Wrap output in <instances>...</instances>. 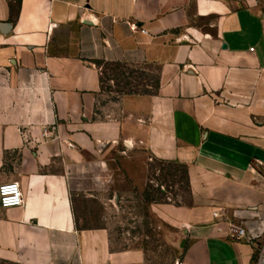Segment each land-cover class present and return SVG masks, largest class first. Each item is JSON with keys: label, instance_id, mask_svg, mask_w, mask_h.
Here are the masks:
<instances>
[{"label": "crops", "instance_id": "obj_1", "mask_svg": "<svg viewBox=\"0 0 264 264\" xmlns=\"http://www.w3.org/2000/svg\"><path fill=\"white\" fill-rule=\"evenodd\" d=\"M10 5L0 0V183L18 181L24 202L0 207L1 263L147 264L106 224L79 225L72 196L97 199L117 178L144 188L153 160L185 170L181 200L148 205L178 262L264 254V0ZM106 64L147 70L156 87L112 97Z\"/></svg>", "mask_w": 264, "mask_h": 264}, {"label": "rangeland", "instance_id": "obj_2", "mask_svg": "<svg viewBox=\"0 0 264 264\" xmlns=\"http://www.w3.org/2000/svg\"><path fill=\"white\" fill-rule=\"evenodd\" d=\"M10 1L15 9L17 0ZM103 80L104 89L111 91L112 97L128 90L148 89L155 84V77L149 71L120 64H106ZM148 176L144 188L136 186L131 179H112L109 189L100 188V195L95 188V196L101 200L72 196L76 220L79 225L88 227L106 224L116 247L140 246L145 251L147 264H179L176 235L167 236L148 205L154 200H181L186 189L185 170L176 164L153 160L149 162Z\"/></svg>", "mask_w": 264, "mask_h": 264}, {"label": "built area", "instance_id": "obj_3", "mask_svg": "<svg viewBox=\"0 0 264 264\" xmlns=\"http://www.w3.org/2000/svg\"><path fill=\"white\" fill-rule=\"evenodd\" d=\"M23 202V193L18 181L11 180L0 183V207H19L23 205ZM235 233L236 238H242L244 229L236 227ZM258 251L259 252L256 253L252 264H264V254L260 249H258ZM179 264H181V262H179Z\"/></svg>", "mask_w": 264, "mask_h": 264}, {"label": "trees", "instance_id": "obj_4", "mask_svg": "<svg viewBox=\"0 0 264 264\" xmlns=\"http://www.w3.org/2000/svg\"><path fill=\"white\" fill-rule=\"evenodd\" d=\"M10 8H12L13 9V6L12 5H10ZM154 88L156 87V82H155V84H154V86H153ZM145 90V89H144ZM131 91H133V90H128V91H125V92H131Z\"/></svg>", "mask_w": 264, "mask_h": 264}, {"label": "water", "instance_id": "obj_5", "mask_svg": "<svg viewBox=\"0 0 264 264\" xmlns=\"http://www.w3.org/2000/svg\"><path fill=\"white\" fill-rule=\"evenodd\" d=\"M223 47L225 48V47H226V45H223ZM180 246H182V243H180Z\"/></svg>", "mask_w": 264, "mask_h": 264}]
</instances>
